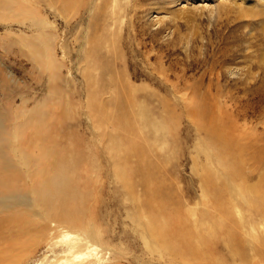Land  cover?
<instances>
[{
    "label": "rangeland",
    "instance_id": "rangeland-1",
    "mask_svg": "<svg viewBox=\"0 0 264 264\" xmlns=\"http://www.w3.org/2000/svg\"><path fill=\"white\" fill-rule=\"evenodd\" d=\"M182 1L0 0V264H264V21Z\"/></svg>",
    "mask_w": 264,
    "mask_h": 264
},
{
    "label": "bare ground",
    "instance_id": "bare-ground-1",
    "mask_svg": "<svg viewBox=\"0 0 264 264\" xmlns=\"http://www.w3.org/2000/svg\"><path fill=\"white\" fill-rule=\"evenodd\" d=\"M177 2H179V4L181 5L182 3H184V1H182V0H176ZM188 1V0H187ZM193 3L191 4V5H193L192 7H193V9H191V10H193V11H195L196 13H198V14H200L201 12H202V10L203 9H211V10H220L221 9V6H227V3L225 2V1H223V0H218L219 1V4L217 5V6H214V7H212V6H208V5H201V4H199L200 3V1L201 0H191ZM239 2H240V0H239ZM185 6V5H184ZM255 6H257V8L259 7V9H257ZM189 7V6H188ZM188 7H185L186 9L188 8ZM185 9V10H186ZM189 9V8H188ZM182 10H184V8H182L180 11L181 12H185V10L184 11H182ZM187 11V10H186ZM236 11H237V14H239V10L238 9H236ZM185 15V14H184ZM245 15L247 16V17H254V18H256L257 16H260L261 17V19H263V21H264V0H249V3H247V9L245 10ZM193 17V16H192ZM154 18V17H153ZM160 19L158 18V17H155L154 19H152V22H154V23H156V22H158ZM191 20H192V18H191ZM264 24V23H263ZM203 40H204V38H203ZM189 49H188V47L186 48V51H188ZM262 64L264 65V61H262ZM229 72H230V74L232 75V76H234V77H240V78H242L241 77V75H238V71L237 72H235V70H233V69H230L229 68ZM248 72H251V70H249ZM252 74V73H251ZM253 84V83H252ZM220 108V107H219ZM219 112H220V109H219ZM218 112V113H219ZM203 114V113H202ZM224 113H222V115H223ZM200 115V114H199ZM218 116V115H217ZM216 120V119H215ZM218 120V119H217ZM203 121V120H202ZM201 121V122H202ZM197 123H198V121H196ZM212 122V121H211ZM218 122V121H217ZM223 122V121H222ZM213 123H216V122H213ZM213 123H211V124H213ZM219 123V122H218ZM202 124V123H201ZM205 124V123H204ZM199 125H200V122H199ZM215 125V124H214ZM201 128V127H200ZM206 128V130H207V127H205ZM209 128H211V127H209ZM212 128H214V127H212ZM220 130H221V128H220ZM202 131H204V130H202ZM210 132V131H209ZM213 133H215V132H213ZM223 135H224V133H223ZM229 136V135H228ZM223 138V137H222ZM233 142V141H232ZM237 143V142H236ZM232 144V143H231ZM226 145H227V143H226ZM233 145V144H232ZM239 145V144H238ZM216 146V145H215ZM219 147V146H218ZM222 148V147H221ZM242 148V147H241ZM55 166H57V165H55ZM58 167V166H57ZM61 167V166H60ZM59 167V168H60ZM59 168H57V169H59ZM60 171V170H59ZM42 172V171H41ZM56 172L54 171V174H55ZM60 173L62 174L63 172L62 171H60ZM44 175V174H43ZM50 175V174H49ZM60 176V175H59ZM52 177H54V175H50V181L48 182V181H46V182H43V186H42V188H47V186H49V185H53V180L55 181V178L53 179V180H51V178ZM61 178V177H60ZM41 180V179H40ZM56 183V182H55ZM58 183V182H57ZM42 184V183H41ZM11 188V187H10ZM61 187H60V185L59 184H57V190L56 191H53V193H54V195L52 196V197H56L57 196V194H58V192H60L61 191V189H60ZM50 189V188H49ZM54 190V189H53ZM48 191V190H47ZM56 201V200H55ZM40 203H41V205L44 207V208H46V210H47V212H48V215H49V217L50 218H56V220H57V218L58 217H55V211H53L51 208L53 207H51V206H48L49 204H48V197H46V195L40 200ZM44 203V204H43ZM57 203V202H56ZM51 209V210H50ZM57 214H60L59 212L57 213ZM64 220L63 221H65L66 220V218H67V215L65 214V215H62L61 216ZM85 243H84V245H83V247L80 249V251L78 252V253H76V254H74L73 255V257L74 258H77V259H79V258H81V257H83V256H85V255H88L89 257H91V256H99L98 254V252L95 250V248H93V246H91L90 244H89V242L88 241H84ZM86 252V253H85ZM72 257V256H71ZM73 257L71 258L72 260H73ZM76 261V260H75ZM65 262V261H64ZM78 263V262H77ZM80 263H81V261H80ZM84 263V262H83ZM82 263V264H83ZM50 264H53V263H50ZM54 264H57V263H54ZM70 264H72V263H70Z\"/></svg>",
    "mask_w": 264,
    "mask_h": 264
}]
</instances>
